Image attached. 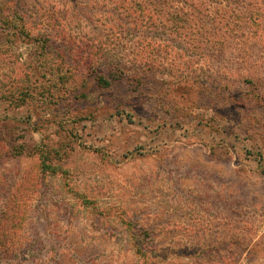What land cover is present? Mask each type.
Here are the masks:
<instances>
[{"label":"rangeland","instance_id":"1","mask_svg":"<svg viewBox=\"0 0 264 264\" xmlns=\"http://www.w3.org/2000/svg\"><path fill=\"white\" fill-rule=\"evenodd\" d=\"M24 1L0 0V264H264V0Z\"/></svg>","mask_w":264,"mask_h":264},{"label":"trees","instance_id":"2","mask_svg":"<svg viewBox=\"0 0 264 264\" xmlns=\"http://www.w3.org/2000/svg\"><path fill=\"white\" fill-rule=\"evenodd\" d=\"M13 2V0H11L10 2H8L7 0H2V7H9L10 6V3ZM23 5H26L27 2H25L24 0H22L21 2ZM93 77H94V80L97 81V83L103 87H108L112 84V80H116L118 77L115 75V74H110L108 77L105 76L104 73L102 72H98L95 70V72H93ZM21 201V200H20ZM15 207H19V205L17 203L14 204ZM13 220H15V216L13 217ZM2 234V237L3 238H8L10 240H13V238L15 236H17V233H13V234H5V233H1ZM5 252L6 251H10V250H5L3 249Z\"/></svg>","mask_w":264,"mask_h":264}]
</instances>
